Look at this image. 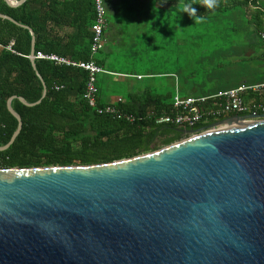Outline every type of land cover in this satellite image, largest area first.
Instances as JSON below:
<instances>
[{
  "label": "water",
  "instance_id": "1",
  "mask_svg": "<svg viewBox=\"0 0 264 264\" xmlns=\"http://www.w3.org/2000/svg\"><path fill=\"white\" fill-rule=\"evenodd\" d=\"M0 19L29 31L34 67L32 30ZM36 75L40 100H7L0 152L22 128L12 101L45 97ZM244 118L110 163L0 169V264H264V119Z\"/></svg>",
  "mask_w": 264,
  "mask_h": 264
},
{
  "label": "trees",
  "instance_id": "2",
  "mask_svg": "<svg viewBox=\"0 0 264 264\" xmlns=\"http://www.w3.org/2000/svg\"><path fill=\"white\" fill-rule=\"evenodd\" d=\"M185 2L189 0H103L105 43L97 52L102 58H96L97 53L91 52V27L96 19L93 0H26L18 7H10L0 0V14L32 30L34 54L56 55L79 63L94 62L109 73L95 76L96 102L90 107L84 98L89 80L87 71L43 59H34L33 67L29 31L0 19V146L8 143L18 126L7 110V100L13 96L28 103L40 100L43 85L36 72L46 87L45 97L38 105L28 107L17 99L12 101V109L21 117L22 128L13 144L0 152V169L110 163L180 141L184 135L177 132L175 126L156 123L161 117L173 115L174 81L173 91L164 94L154 92L150 86L130 91L134 83L155 75L163 77L166 73L118 71L107 65L106 58L121 57L128 65L142 62L147 54L142 51V45H149L153 33L146 32L148 43H143L146 40L137 25L146 22L153 27L160 14L181 15L194 21L188 13L178 11ZM190 2L196 15L203 17L205 31L214 29L219 35L226 34L225 25L239 24L242 14L255 17L256 22L263 17L259 10L261 0H217L212 9L203 6L201 0ZM118 13L126 14L135 23L133 34L126 33L120 22H109L110 15ZM254 32L255 36L262 37L264 27L257 24ZM261 42L264 45V41ZM263 54L264 48L259 56L261 62ZM137 76L142 78L137 79ZM167 77L172 80L171 75ZM260 82H264V75L248 84ZM239 85L180 94L200 97ZM126 88L128 90L123 92ZM105 107L112 108L114 113L98 112Z\"/></svg>",
  "mask_w": 264,
  "mask_h": 264
},
{
  "label": "rangeland",
  "instance_id": "3",
  "mask_svg": "<svg viewBox=\"0 0 264 264\" xmlns=\"http://www.w3.org/2000/svg\"><path fill=\"white\" fill-rule=\"evenodd\" d=\"M261 5L259 10L263 17H260V22H256L255 17L251 15L242 14L239 24L225 25L228 28L225 35L214 33V29L205 31L202 21H192L181 15H157L153 27L150 24L147 26L146 22L137 25L138 31L143 33L142 38L146 40H143V43H148L146 32L153 33L149 45H142V51L147 53L142 57V62L128 65L121 57L120 59L108 57L106 63L118 71L166 73L164 76L161 75L163 77L155 75L152 79L134 83L135 86L129 88L130 91L150 86L157 93L171 92L172 80L167 77L171 74L179 78L183 88L180 93L183 95L193 94V89L229 88L242 82H255L263 75L259 59L264 48L261 42L263 39L261 36H255L254 32L257 24L264 27V3ZM109 22L111 24L120 22V27L130 34H133L136 28L132 19L123 13L110 15ZM202 35L205 36L201 37ZM95 56L102 58L101 53ZM127 90L128 88L123 92Z\"/></svg>",
  "mask_w": 264,
  "mask_h": 264
},
{
  "label": "built area",
  "instance_id": "4",
  "mask_svg": "<svg viewBox=\"0 0 264 264\" xmlns=\"http://www.w3.org/2000/svg\"><path fill=\"white\" fill-rule=\"evenodd\" d=\"M93 1L96 19L91 27L93 32L91 52L95 54L103 48L105 43L104 30L106 28V20L103 0ZM262 39L264 41V33L262 34ZM33 58L52 61L58 65L78 67L87 71L89 73V80L84 98L90 107L95 106L97 94L95 76L100 73L106 74L108 73L107 71L97 66L94 62H73L56 55L36 53ZM171 76L174 81V96L172 98L173 115L159 118L156 121L157 124H170L179 129L196 130L198 131L197 134H199L227 128L226 124L216 125V123L231 117H246L240 123L264 119V82L256 84L244 83L230 90L218 91L200 97H191L180 94L177 77L175 75ZM136 78L141 79L142 77L137 76ZM98 112L114 113V110L110 107H105L98 110ZM188 137H191V135H184L181 140Z\"/></svg>",
  "mask_w": 264,
  "mask_h": 264
},
{
  "label": "clouds",
  "instance_id": "5",
  "mask_svg": "<svg viewBox=\"0 0 264 264\" xmlns=\"http://www.w3.org/2000/svg\"><path fill=\"white\" fill-rule=\"evenodd\" d=\"M203 6L208 9H212L216 6L217 0H201ZM179 12L188 13L189 16L193 17L195 21L203 20L202 16L196 15V9L192 6L190 0L185 2L181 8L178 9Z\"/></svg>",
  "mask_w": 264,
  "mask_h": 264
},
{
  "label": "crops",
  "instance_id": "6",
  "mask_svg": "<svg viewBox=\"0 0 264 264\" xmlns=\"http://www.w3.org/2000/svg\"><path fill=\"white\" fill-rule=\"evenodd\" d=\"M264 3V0H261V3ZM262 6V5H261ZM252 12H253V10H251ZM261 67L263 68V75H264V66H263V62H261ZM171 75H173V74H171ZM172 77V76H171ZM261 77V76H260ZM177 80H178V84H179V87H181V84H180V81H179V78L177 77ZM172 81H173V79H172ZM245 82H242L241 84H244ZM173 84H174V82H173ZM245 84H248V83H245ZM181 89H183L182 87H181ZM180 89V90H181ZM192 92H194V93H197V92H200V90H195V89H193L192 90ZM193 93V94H194Z\"/></svg>",
  "mask_w": 264,
  "mask_h": 264
}]
</instances>
